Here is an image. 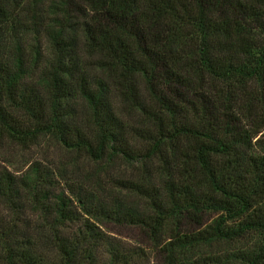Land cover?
Instances as JSON below:
<instances>
[{
    "label": "trees",
    "instance_id": "obj_1",
    "mask_svg": "<svg viewBox=\"0 0 264 264\" xmlns=\"http://www.w3.org/2000/svg\"><path fill=\"white\" fill-rule=\"evenodd\" d=\"M42 3L0 0V138L24 145L50 133L94 160L136 158L144 146L143 156L158 154L166 162L165 178L161 187L115 180L151 198L153 213L144 216L119 201L104 210L103 199L95 195L92 202L90 188L70 187L67 194L39 162L19 174L0 167L5 264H135L136 254L94 222L91 214L104 211L144 223L154 234L170 217L195 220L211 211L215 216L201 228L176 226L169 259L184 253L179 264H264V0ZM76 13L81 19L72 22ZM75 26L82 28L87 63L71 34ZM29 30L44 31L47 45L34 40L26 47L15 39L5 52L8 38ZM88 67L100 73L91 76ZM112 90L149 122L146 145L129 140ZM77 94L88 108L81 122L67 110ZM26 207L35 221L20 225L15 213ZM246 236L252 242L226 260L188 254L206 242ZM102 245L106 255L98 261Z\"/></svg>",
    "mask_w": 264,
    "mask_h": 264
},
{
    "label": "rangeland",
    "instance_id": "obj_2",
    "mask_svg": "<svg viewBox=\"0 0 264 264\" xmlns=\"http://www.w3.org/2000/svg\"><path fill=\"white\" fill-rule=\"evenodd\" d=\"M32 0H27V5ZM50 0H43L42 6H46ZM81 17L76 13L72 22H77ZM72 36L76 40V48L82 57V62L87 63L90 56L84 51L82 28L75 26L71 31ZM19 39L22 46L23 43L27 47H31L34 40L38 41L40 48L47 45L44 31L34 33L32 30L20 32L15 38H8L5 43V52L10 53L14 42ZM26 50H28L26 48ZM88 73L91 76L99 74V70L88 67ZM35 74L25 77L27 84L35 79ZM28 86V85H27ZM111 102L113 107L119 113V116L125 122L128 131L129 140L135 144L146 145L145 129L149 126V122L145 120L143 113L137 109L129 107L130 105L122 101L120 97L112 90ZM67 110L72 111V116L79 120L87 115L88 108L85 100L75 95L69 99ZM258 133L253 140H255ZM264 137V136H263ZM258 146L256 145V149ZM144 146L141 147L140 155L136 158H127L122 155H116L111 159L102 157L94 160L79 148L64 146L54 135L50 133H42L28 144L17 143L11 141L7 137L0 138V167H6L15 174L23 171L31 162H39L42 167L50 169L52 176L58 180L57 188H63L67 194H70L69 188L76 190L93 189L92 202H96L95 195L103 199L105 209L113 208L118 201L122 203L121 208H127L137 215L152 214V200L149 196L141 195L133 191H128L119 187L115 180L120 178H132L154 184L161 187L165 178L164 160L157 154L151 157H145ZM139 151V150H138ZM164 168V169H163ZM98 184H97V183ZM97 184V185H94ZM78 189V188H77ZM5 208H0V215L7 216ZM19 216L18 224L24 225L27 218L31 223L35 221V215L29 208H22L20 212L15 213ZM94 222L104 231L109 239L121 245L125 251H132L135 264H179L180 261L186 260L185 254H173L170 260L167 256L168 241L172 240V234L178 225L180 231L196 230L210 222L215 213L207 211L201 214L195 220L187 217L182 219L170 217L166 220L163 227L155 234L144 223L132 222L128 218L116 217L106 211L98 214H91ZM201 222V223H199ZM250 236L235 240H213L191 248L189 255L195 257L213 256L217 259H225L231 256L232 252L245 248L252 242ZM105 246L102 245L97 251L98 261L105 259ZM138 254V255H137ZM0 264H5L4 259L0 257ZM227 264H243L239 259H232Z\"/></svg>",
    "mask_w": 264,
    "mask_h": 264
}]
</instances>
